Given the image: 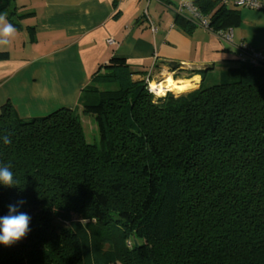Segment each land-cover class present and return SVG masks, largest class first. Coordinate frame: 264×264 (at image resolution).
I'll return each mask as SVG.
<instances>
[{"label": "trees", "instance_id": "obj_1", "mask_svg": "<svg viewBox=\"0 0 264 264\" xmlns=\"http://www.w3.org/2000/svg\"><path fill=\"white\" fill-rule=\"evenodd\" d=\"M194 2L211 30L241 23L220 0ZM16 8L0 0L19 27ZM233 62L154 104L146 72L110 58L78 99L94 143L77 108L20 117L3 103L0 166L17 183L0 184V216L22 199L32 220L0 264H264V66Z\"/></svg>", "mask_w": 264, "mask_h": 264}, {"label": "crops", "instance_id": "obj_2", "mask_svg": "<svg viewBox=\"0 0 264 264\" xmlns=\"http://www.w3.org/2000/svg\"><path fill=\"white\" fill-rule=\"evenodd\" d=\"M14 5L25 6L16 0ZM177 5L178 0H29L26 18L15 21V38L0 46V52L8 53L0 59V106L11 102L20 117L77 108L84 123L90 117L78 104L81 90L112 57L125 58L153 80H166L164 70L178 81L198 77L192 81L196 88L201 76L192 70L236 66L235 45L264 50V9L234 7L241 23L227 43L217 31L179 14ZM177 15L188 24L176 22Z\"/></svg>", "mask_w": 264, "mask_h": 264}, {"label": "clouds", "instance_id": "obj_3", "mask_svg": "<svg viewBox=\"0 0 264 264\" xmlns=\"http://www.w3.org/2000/svg\"><path fill=\"white\" fill-rule=\"evenodd\" d=\"M181 5L186 8L195 9L196 5L194 0H181ZM6 13H0V46H7L15 38L17 29L14 24L8 22ZM166 82L158 83L152 79L146 81V91L154 97L153 103L156 104L160 98H165L169 92L174 95H180L182 92L190 91L191 89H182L177 92L171 87L175 73H168ZM197 79H199L197 77ZM3 143L8 145L12 140L8 135L3 138ZM14 174L10 170V166H0V184L6 187H13L16 184ZM26 203L24 200H18L15 203L9 204L8 213L0 216V245L11 247L14 244L24 239L31 231L30 224L32 217L24 211H21L22 206Z\"/></svg>", "mask_w": 264, "mask_h": 264}, {"label": "built area", "instance_id": "obj_4", "mask_svg": "<svg viewBox=\"0 0 264 264\" xmlns=\"http://www.w3.org/2000/svg\"><path fill=\"white\" fill-rule=\"evenodd\" d=\"M221 5L227 7H244L248 9H264V0H220ZM177 12L179 14H185L191 19L195 20L200 26L209 28V15L201 13L199 8L196 6L195 9L183 7L181 0H178ZM154 29V28H153ZM220 39L227 43L233 41V29L232 27L217 31ZM111 41V40H110ZM235 58L242 63H249L256 66H264V50L255 49L245 43H239L234 47ZM151 79L150 75L145 77V81Z\"/></svg>", "mask_w": 264, "mask_h": 264}, {"label": "rangeland", "instance_id": "obj_5", "mask_svg": "<svg viewBox=\"0 0 264 264\" xmlns=\"http://www.w3.org/2000/svg\"><path fill=\"white\" fill-rule=\"evenodd\" d=\"M16 2L18 3L19 6H21L22 4H25L24 7H17L16 8L17 17H15V21L16 20L20 21V20L26 18V15L24 16V13H25V10H27L26 6H27V4H29V0H16ZM19 8H21V9H19ZM223 69H224V67L217 65L214 67V69L209 70L208 73L206 74V83L207 84L214 83L218 78L219 72ZM154 81L161 82V81H163V79L159 76V77L154 78ZM189 89H195V85L193 84V82H192L191 88H189ZM182 93H184V92H182ZM88 116L90 118H85L84 123H83L86 139L88 142H91V143L98 142L99 136H98L97 130L94 129V125H96V124L94 123L93 115L88 114ZM83 227L86 229L87 232L90 231L89 227L86 225V222H83ZM21 241H23V239Z\"/></svg>", "mask_w": 264, "mask_h": 264}, {"label": "bare ground", "instance_id": "obj_6", "mask_svg": "<svg viewBox=\"0 0 264 264\" xmlns=\"http://www.w3.org/2000/svg\"><path fill=\"white\" fill-rule=\"evenodd\" d=\"M192 81H197V77H193V79H188L185 81H178L173 79V84L171 85V87L174 88L177 92H180L182 89H184L186 85L192 84ZM163 82H166V80H164ZM163 82H158V83H163Z\"/></svg>", "mask_w": 264, "mask_h": 264}, {"label": "water", "instance_id": "obj_7", "mask_svg": "<svg viewBox=\"0 0 264 264\" xmlns=\"http://www.w3.org/2000/svg\"><path fill=\"white\" fill-rule=\"evenodd\" d=\"M168 64L170 65L171 68H177V63L175 62L169 61ZM204 70L207 71L208 67H206Z\"/></svg>", "mask_w": 264, "mask_h": 264}]
</instances>
